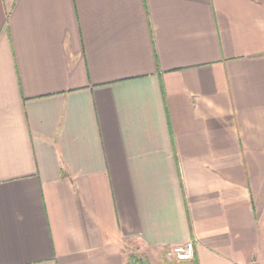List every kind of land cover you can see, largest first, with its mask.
<instances>
[{"label":"crops","instance_id":"obj_1","mask_svg":"<svg viewBox=\"0 0 264 264\" xmlns=\"http://www.w3.org/2000/svg\"><path fill=\"white\" fill-rule=\"evenodd\" d=\"M135 261L264 264V0H0V264Z\"/></svg>","mask_w":264,"mask_h":264},{"label":"built area","instance_id":"obj_2","mask_svg":"<svg viewBox=\"0 0 264 264\" xmlns=\"http://www.w3.org/2000/svg\"><path fill=\"white\" fill-rule=\"evenodd\" d=\"M195 254V245L193 241H189L184 245H177L173 247L169 255L174 256L177 261L192 260ZM251 264H255L254 262Z\"/></svg>","mask_w":264,"mask_h":264},{"label":"rangeland","instance_id":"obj_3","mask_svg":"<svg viewBox=\"0 0 264 264\" xmlns=\"http://www.w3.org/2000/svg\"><path fill=\"white\" fill-rule=\"evenodd\" d=\"M135 255L137 256V254H135ZM138 257H139V256H138ZM139 258H140V257H139ZM141 259H142V258H141ZM141 259H140V260H141ZM137 263H138V264H143L142 261H137Z\"/></svg>","mask_w":264,"mask_h":264},{"label":"trees","instance_id":"obj_4","mask_svg":"<svg viewBox=\"0 0 264 264\" xmlns=\"http://www.w3.org/2000/svg\"><path fill=\"white\" fill-rule=\"evenodd\" d=\"M133 264H138L137 261H135ZM144 264V263H143Z\"/></svg>","mask_w":264,"mask_h":264}]
</instances>
